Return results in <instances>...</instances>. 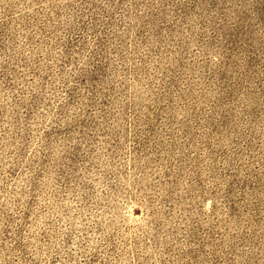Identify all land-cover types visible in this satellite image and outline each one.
<instances>
[{
    "label": "rangeland",
    "instance_id": "obj_1",
    "mask_svg": "<svg viewBox=\"0 0 264 264\" xmlns=\"http://www.w3.org/2000/svg\"><path fill=\"white\" fill-rule=\"evenodd\" d=\"M0 264H264V0H0Z\"/></svg>",
    "mask_w": 264,
    "mask_h": 264
}]
</instances>
